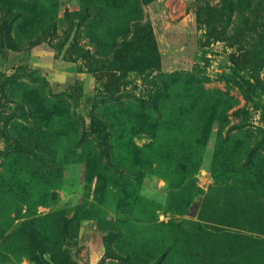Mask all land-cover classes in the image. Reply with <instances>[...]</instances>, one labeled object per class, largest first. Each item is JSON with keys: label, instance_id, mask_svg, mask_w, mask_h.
I'll use <instances>...</instances> for the list:
<instances>
[{"label": "rangeland", "instance_id": "rangeland-1", "mask_svg": "<svg viewBox=\"0 0 264 264\" xmlns=\"http://www.w3.org/2000/svg\"><path fill=\"white\" fill-rule=\"evenodd\" d=\"M0 264H264V0H0Z\"/></svg>", "mask_w": 264, "mask_h": 264}]
</instances>
